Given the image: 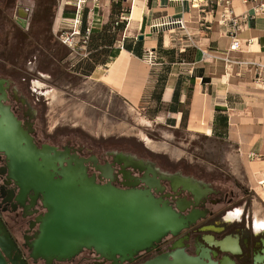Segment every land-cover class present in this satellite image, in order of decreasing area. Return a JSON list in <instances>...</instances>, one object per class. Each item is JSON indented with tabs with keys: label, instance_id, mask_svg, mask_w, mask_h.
<instances>
[{
	"label": "rangeland",
	"instance_id": "obj_1",
	"mask_svg": "<svg viewBox=\"0 0 264 264\" xmlns=\"http://www.w3.org/2000/svg\"><path fill=\"white\" fill-rule=\"evenodd\" d=\"M39 1L40 5L26 10L27 0H23L26 4L13 0L9 8L0 0V31L6 32L8 25L16 22L21 36L19 45L8 38L9 34L6 46L0 45V76L17 85L21 95L37 102L38 121L46 135L100 153L150 155L158 165L183 168L227 190L232 198L227 209L243 211L253 227L256 219L264 224V194L262 200L255 192L260 188L254 189L248 182L247 162L236 144L208 133L205 125H197L200 131L189 129L187 120L182 123L181 113L170 109L187 110L188 104L176 105L172 98L165 101L164 87L176 72L169 63L177 57L173 50L166 56L160 50L151 55L150 77L140 100L132 103L101 75L107 68L104 62L110 60L108 41L114 37L113 45L121 46L124 28H92L84 43L86 26H95V12L89 7L95 0L82 1L81 17L76 20L56 18V11L49 7L51 0ZM120 20L118 8H110L108 21L114 25ZM131 38V43L135 42L134 35Z\"/></svg>",
	"mask_w": 264,
	"mask_h": 264
},
{
	"label": "crops",
	"instance_id": "obj_2",
	"mask_svg": "<svg viewBox=\"0 0 264 264\" xmlns=\"http://www.w3.org/2000/svg\"><path fill=\"white\" fill-rule=\"evenodd\" d=\"M27 1L26 4L20 0L18 4H26V10H29L41 3L39 0ZM51 2L56 18L74 19L75 0ZM118 3L120 18L125 23L126 43H131L133 35L135 39L139 34L144 35L137 48L141 54L136 55L124 48V38L120 40L122 47L112 45V55L104 63L107 68L101 74L104 81L130 102L137 103L150 77L152 66L148 61L151 55L160 50L166 56L173 50L177 57L169 63L176 72L172 73L175 75L173 81H168L164 87L163 94H167L165 101L172 98L174 88L181 79L179 101L184 102L189 78L194 77L188 104L189 129L200 131L197 125H205L208 133L234 142L247 162L248 182L254 189L260 188L255 192L262 199L264 72L259 74L250 65L226 63L224 57L264 63V14L241 22L240 30L235 33L244 42L243 50H230L233 27L218 22L220 13L227 6L235 14L243 16L251 13V2L230 0L225 5L223 1L218 3L216 0H95L93 6H89L95 12L92 20L95 26L92 28L101 29L109 19L110 6ZM125 3L128 6L124 7ZM17 8L19 11V6ZM179 18L184 20L185 29L176 23H169ZM187 33L190 35L187 36ZM248 40H251L249 45L245 43ZM160 59L166 62L163 56Z\"/></svg>",
	"mask_w": 264,
	"mask_h": 264
},
{
	"label": "flooded vegetation",
	"instance_id": "obj_3",
	"mask_svg": "<svg viewBox=\"0 0 264 264\" xmlns=\"http://www.w3.org/2000/svg\"><path fill=\"white\" fill-rule=\"evenodd\" d=\"M5 1L8 8L12 6L13 0ZM15 23L8 25L6 32L0 31L3 47L8 34V38L20 44V25L16 27ZM10 43L7 44L9 48ZM0 78L5 80L6 86L4 103L20 120L36 147L49 146L56 151H65L66 159L70 155L86 159L83 162L86 174L93 177L95 183H110L120 189L148 190L185 220L175 233L168 231L148 246L131 249L125 258L119 254L114 257L101 254L92 245L83 246L74 255L62 259L43 257L35 250L40 248L35 241L46 212L43 195L9 176L8 160L0 151V252L5 264H145L162 256L178 264H264V229L256 230L243 211L238 218H228L233 208L227 209L232 200L227 190L183 168L158 165L150 155L145 157L122 151L100 153L70 144L66 139L53 140L44 133L38 121L37 102L21 95L20 88L11 85V80ZM188 216L193 220L187 221Z\"/></svg>",
	"mask_w": 264,
	"mask_h": 264
},
{
	"label": "water",
	"instance_id": "obj_4",
	"mask_svg": "<svg viewBox=\"0 0 264 264\" xmlns=\"http://www.w3.org/2000/svg\"><path fill=\"white\" fill-rule=\"evenodd\" d=\"M143 37L139 34L137 39ZM4 82L0 78V151L8 160L9 176L43 195L46 212L35 241L40 247L35 248L38 254L62 259L92 245L101 254L125 258L131 249L148 246L182 226L185 220L150 191L97 184L86 174V159L76 155L66 159V152L49 146L36 147L4 103ZM0 264H5L1 252ZM145 264L178 263L162 256Z\"/></svg>",
	"mask_w": 264,
	"mask_h": 264
},
{
	"label": "built area",
	"instance_id": "obj_5",
	"mask_svg": "<svg viewBox=\"0 0 264 264\" xmlns=\"http://www.w3.org/2000/svg\"><path fill=\"white\" fill-rule=\"evenodd\" d=\"M83 0H76L75 5H76V13H75V20L79 17H81V12L83 10V8L81 7V3ZM183 1V0H180ZM224 2L225 5H228L230 3V0H216V2ZM243 3H247V2H251L252 3V11L251 13L245 14L243 16L237 15L234 13V11L231 8H228L227 6L223 9V11L220 13V17L218 22L219 23H223L225 25H230L231 27H233V35L231 37V41H230V45H229V49L230 50H243V45L244 42L236 36V30H240L241 28V22L246 20V19H252L255 18L256 16L259 15H263L264 14V0H241ZM169 23H176L181 29H185V24H184V20L182 18H179L178 20L174 21V22H169ZM91 26H86L83 35H82V41L84 43H86L88 41L89 35H90V30H91ZM190 34L187 33V36H189ZM72 41H70L71 44ZM245 43H247V45H249L251 43V40L246 41ZM122 47V46H121ZM149 63L151 64V58L149 59ZM224 60L226 63H230V64H237V65H250L252 67H254L259 74H261V72H264V63H260L257 62L255 60H244V61H237L229 56H225ZM251 156H255L254 154H251Z\"/></svg>",
	"mask_w": 264,
	"mask_h": 264
},
{
	"label": "trees",
	"instance_id": "obj_6",
	"mask_svg": "<svg viewBox=\"0 0 264 264\" xmlns=\"http://www.w3.org/2000/svg\"><path fill=\"white\" fill-rule=\"evenodd\" d=\"M49 7H51V11H53L52 5L49 6ZM115 7L118 8V11H119V14H120L119 3L118 4H112L111 5V9H113ZM111 26L114 29H117V28L118 29L119 28L120 29H123L125 27V23H124V20H120V22L119 21H116V22H114V25H112L111 21H108L106 24L103 25L102 29L105 30V29H107V28H109ZM100 32H101V30L97 31L96 33H100ZM90 34H91V30H90ZM114 40H115V38L113 37L111 40L108 41V47H110V50H109L110 54H109V56L112 55V52H113L112 45H113ZM158 41L160 43V39H158ZM141 42H142V40L135 39L134 45L132 46V43H126V38H124V40H123V46L127 50L132 51L134 54L140 55L141 53L137 50V48L141 45ZM104 45L106 46V43H104ZM193 79H194L193 76H191L189 78V83H188V86H187V89H186V97H185V100H184V103H186V104H189V102H190L191 91H192L191 85L193 83ZM203 80H204V77H202V81ZM180 87H181V79L178 80L177 85L175 86L174 91L172 93V101L174 103H176V105H181L183 103V102H180L179 101ZM170 109L172 111H174V112H180L181 113V121L184 124L185 123V120H187V117H188V109L187 110H183V109H181L179 107H176V106H172Z\"/></svg>",
	"mask_w": 264,
	"mask_h": 264
},
{
	"label": "bare ground",
	"instance_id": "obj_7",
	"mask_svg": "<svg viewBox=\"0 0 264 264\" xmlns=\"http://www.w3.org/2000/svg\"><path fill=\"white\" fill-rule=\"evenodd\" d=\"M254 45H255V43H254ZM253 45V46H254ZM119 62V61H118ZM118 62H116V63H118ZM121 64V63H120ZM121 67V66H120ZM117 68V67H116ZM123 69H125V68H123ZM55 149V148H54ZM64 150V149H63ZM65 152V151H64ZM69 155V154H68ZM68 157V156H67ZM129 163V162H128ZM126 167V166H125ZM137 168V167H136ZM103 169V168H102ZM137 170H138V168H137ZM140 170V169H139ZM142 171V170H141ZM145 179V178H144ZM169 181V180H168ZM178 183V182H177ZM128 184V183H127ZM187 184V183H186ZM151 186V185H150ZM190 186V185H189ZM189 192V191H188ZM183 209V208H182ZM241 213H240V211H234V212H231L229 215H228V218L229 219H234V218H238L239 217V215H240ZM190 215V214H189ZM254 227H255V229L256 230H258V228H262V229H264V224L261 222V221H259L258 219H256V221H255V224H254Z\"/></svg>",
	"mask_w": 264,
	"mask_h": 264
}]
</instances>
